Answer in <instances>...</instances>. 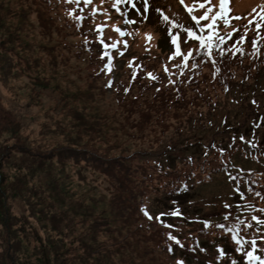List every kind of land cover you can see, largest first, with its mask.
I'll return each instance as SVG.
<instances>
[{"label": "trees", "instance_id": "1", "mask_svg": "<svg viewBox=\"0 0 264 264\" xmlns=\"http://www.w3.org/2000/svg\"><path fill=\"white\" fill-rule=\"evenodd\" d=\"M146 2L142 7L149 12L154 1ZM119 6L118 17L124 20ZM192 9L184 13L194 27L191 15L200 9ZM108 15L99 0H0V29L7 38L0 40L4 74L13 75L20 66V71H36V43L63 77L74 73L81 80L84 69V82L92 90L82 95L90 105L69 107V121L64 126L55 123L61 141L37 147L21 139L10 141L17 132L14 123L13 130L5 129L11 133L0 144V243H6V254L21 250L22 256H29L28 248L37 249L11 229L19 218H10L7 200L19 198L34 221L44 223L46 245L37 250L44 261L54 256V264H249L248 251L264 259V224L251 220L253 215L264 219V25L259 37L253 26L246 40L237 43L246 19L232 39L226 35L232 30L222 28L232 24L217 21L221 27L215 23L210 32L200 22L194 30L205 38L211 34L215 56H204L200 42L188 39L179 45V56L173 48L171 55L160 57L158 67L141 57L116 66L128 48L117 29L130 31L108 23ZM13 36L27 45L21 50L27 57H12L17 55L14 45L7 44ZM220 36L223 44L218 43ZM226 46L229 51L221 57L219 49ZM189 49L194 54L185 62ZM108 90L114 103L106 114L101 105ZM94 138L105 140L106 153L115 154L101 155ZM132 142H137L135 149ZM58 164H70L78 175L83 170L103 175L107 193L97 197L108 195L107 202L98 207L94 199L76 198V193L60 188L52 176ZM4 166L17 167L19 173L8 179ZM37 171L45 175L43 186L30 183ZM213 175L223 176L230 190L206 216L191 204L193 186L208 183ZM151 192L156 196L150 199ZM226 203L232 207L225 208ZM237 205L243 206L239 212Z\"/></svg>", "mask_w": 264, "mask_h": 264}, {"label": "rangeland", "instance_id": "2", "mask_svg": "<svg viewBox=\"0 0 264 264\" xmlns=\"http://www.w3.org/2000/svg\"><path fill=\"white\" fill-rule=\"evenodd\" d=\"M99 1L109 12V15L107 16L109 20L108 23H118L119 28L122 29L123 27H127L131 33L128 32L129 35L124 36L128 48L124 54L123 61L118 59L115 65L120 66L121 62L123 64L131 58L141 57L145 59L148 58V60H150L149 63H152L157 67L160 57H166V54L171 55V51H173L174 47L171 44L170 35L178 32L182 34V39H188L184 30L188 27H192V25L189 23V17L185 15L183 10L184 8H192V6L198 5L199 3L197 0H184L182 7L176 0H153L154 3H151V11L147 12L142 7L143 12L141 15H137L136 11L133 9L125 10L124 14H127L128 19H135L137 21L135 25H125L124 20H121L118 17L119 7L116 1ZM139 4L141 6L140 0ZM211 4L218 5V0H211ZM113 5H115V7H113ZM207 7L208 5L205 6V9L197 11V15L203 14V11H205ZM228 7L231 9L228 16L232 27L222 28L225 30H232L233 27L236 28L239 23L245 21V19L233 20L231 19L233 16L239 15L244 17L251 13L253 8H256L258 13L264 12V0H229ZM139 9H141V7H139ZM57 10L59 11L57 15L61 16L60 7ZM216 10H218V8L214 7L213 13H210L209 16L214 14ZM53 12L56 13V9H53ZM252 15L256 14L252 13ZM165 16L168 17V20L164 19ZM248 18H251V16H248ZM218 21L222 23L221 19H218ZM205 23L212 24V27L208 28L211 32L215 23L213 24L210 18L206 21H201L202 26ZM173 24L177 25V27L173 28ZM216 24L220 27L222 25L217 22ZM181 25L183 27H179ZM1 29L0 40H7L6 35L3 32L4 30ZM117 30L121 33L120 29ZM38 40L39 38H37V41ZM114 42H117V39H114ZM22 43L24 42L16 40L13 36L11 43L7 44L9 46L14 45L13 53L16 51L17 55L15 57L12 55L13 58L22 59L23 56L27 57V54L21 50L28 49V47L25 43ZM15 46L17 47L15 48ZM35 48L37 52L33 51V56L38 59L37 72L35 70L30 71L29 68L25 67L20 71V67L22 66L18 67L13 75L4 74V72L0 70V144L5 143L9 140V137H11V133L5 129L13 130L14 127H16L17 132L15 139L12 138L10 141L21 139L28 145L31 143L32 145L38 144L37 147L51 145L61 141L63 139V134L61 131H58L57 127H54L55 123L59 121L61 126H64L65 123L69 121V118L65 115L68 113L69 107L75 106L84 108L90 105V101L88 99L85 100L82 96L86 91H92L87 89L86 83L84 82L86 71L84 69L82 70L83 78L81 80H76L74 78L76 75L73 71L71 72L73 75L63 77L62 74L57 72V68L54 65H51L49 60L45 58L46 55L39 50L36 43ZM119 49L124 52V49ZM70 62H73V59H70L69 63ZM78 64L79 66L85 65V63L79 62ZM36 74L38 75L36 76ZM37 83H39V85ZM105 96L106 101H104ZM104 97L102 101L104 104L102 103L101 106L105 108L104 112L109 114L108 111L110 110L108 107H112L111 103L114 100L112 99L109 90L104 94ZM13 123L14 127L11 128ZM105 138L107 139V142L111 143L107 137ZM94 139H96V145L101 147L99 149H102V151L99 152L101 155H110L109 153L115 154L114 150H111L112 152L107 151L106 153V148L104 149L105 145H103L105 140L103 141L99 138ZM136 145L137 142L130 143L131 149H135ZM32 148L35 147L32 146ZM76 158L85 160L82 154H76ZM3 169L8 175V179H10L11 175L19 173L17 167L13 168L11 166H4ZM27 174L28 172H25L26 177L29 178V175ZM32 176L33 178L30 183L34 185L43 186L47 183L45 175L41 171L34 172ZM52 176L56 178L60 188L76 193V198H92L94 199L93 203L98 207L107 202L105 200L108 195H104L102 198L97 197L107 193L106 187H108V185L106 178L103 175L97 174L96 172L92 173L88 170H83V174L78 175L75 168L71 167L70 164L65 165L64 167H60L58 164L53 167ZM196 184L197 185L193 186L195 195L194 198H192L191 204L192 206L198 207L206 216L210 215L213 209L219 207L220 200L222 198L226 199V195L230 190L227 180L221 175H213L212 180L208 183ZM95 186L98 188L97 192L95 191ZM99 190L101 192H99ZM153 196H156L155 192L150 193V199ZM99 200L103 201L98 202ZM45 204L46 202H44L43 205ZM7 205L10 218L13 220H15L16 217L19 218L17 224L15 225V222L11 228L13 229L14 234L18 236L23 234L21 236L26 239L28 238L29 242L26 241L25 243L28 247L36 244L37 249H41L46 245L43 244L45 243L44 223L34 221L35 216L29 212L28 207L26 206L27 204L19 198H12L7 200ZM161 207V204H159L157 208ZM42 209L43 212L46 211L45 208ZM155 209L156 208H154V210ZM24 222L25 225H22ZM22 226L24 228H22ZM39 236H42L40 242ZM37 249L30 250V248H28L29 256H22L21 253L23 251L21 250L16 254L14 252L11 254L12 252H10L7 255L6 251L9 250L6 243H0V264H54V256L46 258L47 261L50 260L49 262L44 261V258L42 260V257H39L41 251H38ZM18 254L21 257V260Z\"/></svg>", "mask_w": 264, "mask_h": 264}, {"label": "snow or ice", "instance_id": "3", "mask_svg": "<svg viewBox=\"0 0 264 264\" xmlns=\"http://www.w3.org/2000/svg\"><path fill=\"white\" fill-rule=\"evenodd\" d=\"M66 2H74V0H66ZM126 2L128 4H131L132 7L134 9H136V13L137 15H141L139 8H137L134 0H126ZM144 2L146 3V0H144ZM181 4L184 3V0H180ZM116 3L119 4L121 3V0H116ZM229 4V0H218V5H212L211 4V0H203V2H199L198 3V7L199 9H205V6L208 5L207 9L205 11H203V14L201 15H191V19L192 21L195 22V26H198L200 24L201 21H206L210 18V20L212 21V23H216L218 21V19H221L223 24L225 26H230V19L228 16V13L231 11V9L228 7ZM113 7H115V5H113ZM217 7L218 10H216L214 12V14H212L211 16H209L210 13H213V8ZM189 13H192L193 9L192 8H187L186 9ZM252 13H255L256 15H252ZM69 15L71 16L72 13L69 12ZM125 16H127V14H125ZM248 16H251V18H248ZM77 20H80L81 17L77 16L76 17ZM146 19V18H145ZM165 20H168V17L165 16L164 17ZM231 19L233 20H241V19H246L247 23L244 24L242 26L243 31L239 34L238 36V41L237 43H242L246 40L247 37V33L253 28L257 30L256 32V36L259 37V30L261 29L262 25H264V12H257L256 8H253L251 10V13L247 14L244 17H241L239 15L233 16ZM125 25H135L137 23V21L135 19H128L125 18L124 20ZM177 25L173 24V28H176ZM179 27H183L182 25ZM194 27H188L186 28L184 31L186 32V36L188 39H191L193 41H199L200 42V48L205 49L206 51L204 52V56H208V57H213L215 56L217 53L213 51V44L210 43L212 37L211 34H209V36L207 38H205L204 36L201 35H197L196 31L194 30ZM203 27H208L211 28L212 24L209 23H205L203 25ZM119 31V30H118ZM239 30L235 27L232 28L231 32H227L226 35L229 37V39H232V33L233 32H238ZM121 35L122 36H127L129 35L127 32H123L121 31ZM188 39H182V34L181 33H175L170 35V41L171 44L174 46L175 48V54L177 56L180 55L181 53V48L179 47L180 44L183 43H187ZM126 43V42H125ZM218 43L223 44L224 43V36H220ZM252 46L254 49H257L258 44H257V39H253L252 40ZM110 47L115 48L116 44H111ZM235 47V45L233 46ZM229 51L228 47L226 46L225 48L219 49V55L221 57H223L224 55L227 54V52ZM194 54L193 49H189L188 50V54L183 56V60L185 62H188L190 57ZM171 59V57H170ZM106 68H110V65L106 64L105 65ZM167 71V69H166ZM151 75V74H149ZM127 91V89H126ZM225 208H230L232 207V205L229 204H225L224 205ZM243 208L242 205H237L236 206V210L239 212L241 209ZM261 212H264V209H260ZM145 215H148V213L145 211ZM149 219H151V216H149ZM225 220L229 219L228 216L224 217ZM251 220L256 221L258 224H264V219H259L256 215L251 216ZM247 227H252V225H247ZM170 239L175 240L177 243H179L178 240H176V237L174 236H170ZM233 239H235V237H233ZM237 243H241V241H237ZM252 246L255 247L256 246V240L255 238L252 239L251 241ZM202 251L204 249H201ZM240 250V249H238ZM169 251H171V248H169ZM247 258L249 261V264H254L255 261L259 260V264H264V259H260L259 257H257L256 255L253 254V251H248L247 252ZM177 264H183V261H178Z\"/></svg>", "mask_w": 264, "mask_h": 264}]
</instances>
